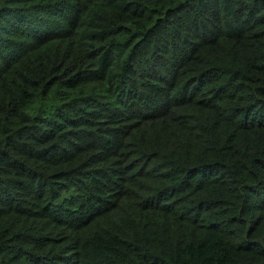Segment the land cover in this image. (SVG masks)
<instances>
[{"label": "trees", "instance_id": "trees-1", "mask_svg": "<svg viewBox=\"0 0 264 264\" xmlns=\"http://www.w3.org/2000/svg\"><path fill=\"white\" fill-rule=\"evenodd\" d=\"M0 264H264V0H0Z\"/></svg>", "mask_w": 264, "mask_h": 264}]
</instances>
